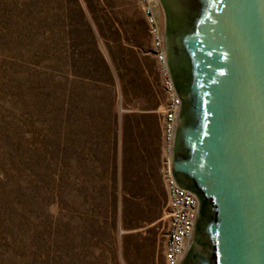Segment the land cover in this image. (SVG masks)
<instances>
[{
    "label": "rangeland",
    "instance_id": "374dc122",
    "mask_svg": "<svg viewBox=\"0 0 264 264\" xmlns=\"http://www.w3.org/2000/svg\"><path fill=\"white\" fill-rule=\"evenodd\" d=\"M165 99L137 0H0V264H163Z\"/></svg>",
    "mask_w": 264,
    "mask_h": 264
},
{
    "label": "water",
    "instance_id": "95a60500",
    "mask_svg": "<svg viewBox=\"0 0 264 264\" xmlns=\"http://www.w3.org/2000/svg\"><path fill=\"white\" fill-rule=\"evenodd\" d=\"M179 108L174 183L198 201L178 264H264V0H158Z\"/></svg>",
    "mask_w": 264,
    "mask_h": 264
},
{
    "label": "built area",
    "instance_id": "2783aa9c",
    "mask_svg": "<svg viewBox=\"0 0 264 264\" xmlns=\"http://www.w3.org/2000/svg\"><path fill=\"white\" fill-rule=\"evenodd\" d=\"M147 26L150 51L154 57L160 84L165 92V103L160 111L162 139L166 144L167 156L161 169L167 194L166 234L162 244L163 264H178L190 236L198 208L197 198L190 191L178 187L169 172L168 151L172 143L174 124L179 108L177 98L163 53V31L156 14L155 0H137Z\"/></svg>",
    "mask_w": 264,
    "mask_h": 264
},
{
    "label": "crops",
    "instance_id": "0c3cea01",
    "mask_svg": "<svg viewBox=\"0 0 264 264\" xmlns=\"http://www.w3.org/2000/svg\"><path fill=\"white\" fill-rule=\"evenodd\" d=\"M158 111H159V105H152L148 107L142 108L139 112H141L144 115H148L149 118L145 119L144 122L138 120V126L142 127L145 123H151L153 127H156L158 138L160 137V124L158 122ZM156 112V114H155ZM156 151L158 155L160 156V146L158 145L156 148Z\"/></svg>",
    "mask_w": 264,
    "mask_h": 264
}]
</instances>
